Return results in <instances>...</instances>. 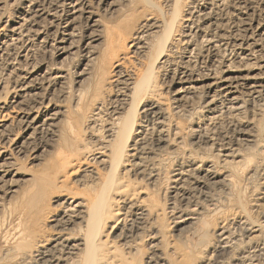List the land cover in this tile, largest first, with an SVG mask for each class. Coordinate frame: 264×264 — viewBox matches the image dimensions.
I'll list each match as a JSON object with an SVG mask.
<instances>
[{
  "label": "bare ground",
  "instance_id": "obj_1",
  "mask_svg": "<svg viewBox=\"0 0 264 264\" xmlns=\"http://www.w3.org/2000/svg\"><path fill=\"white\" fill-rule=\"evenodd\" d=\"M144 1L153 9L152 3ZM84 2L25 0L23 15L11 24L4 22L0 59L26 61V50L20 52L19 46L30 38L41 37L43 26L58 29L60 21L63 26L61 31H55L58 37L54 41L57 56L61 58L74 49H83L91 58L88 66L95 64L102 75L119 65L118 56L127 46L133 53L146 52V42L142 39H156L157 55L144 71L126 75L121 99L109 111L112 117L106 125V137L113 143L112 150L94 153L91 159L105 167L103 178L90 170V157L49 154L43 160L42 171L17 202L13 213L17 224L2 238L13 246L0 254V264H140L141 261L132 262L118 248L110 246L108 238L121 237L124 229L132 227L136 230L132 233L128 229L131 233L128 238L140 237L138 223L153 217L157 221L165 213L171 217L174 231L197 225L209 214L214 219L213 235L218 247L229 253L213 263L214 250L204 249L205 245L202 250L177 253L169 260L167 255L152 256L143 264H194L195 261L197 264H264V243H258L264 231V25L258 24L255 38L239 44L235 55L219 63L218 68L208 70L207 83L201 84V76L195 78L184 68L172 76L177 87L172 115L187 119V122L181 119L173 122L157 102L148 100L154 89V66L169 62L166 53L173 46L177 32L176 8L170 19L144 20L138 24L136 34L126 31L122 36L115 28L100 27L93 21ZM261 2L264 4V0ZM234 6L236 0H193L188 18L182 20V36L193 37L204 49L219 53L226 43L217 17L233 13ZM86 15L89 16L86 29L92 30L83 34V40H77L78 25ZM243 17V25L250 27L252 21L248 15ZM132 24L137 26V22ZM126 40L130 43L124 44ZM102 43L100 53L95 52V47ZM28 70L22 68L13 74L16 91L0 111V196L15 193L19 157L36 153V137L56 128L59 111L51 108L49 101L45 104L39 88L45 85L52 90L54 87L65 90L66 74L61 67ZM99 90V86L90 94L85 90L78 101L87 97L97 100ZM199 91L203 100L200 107L194 108L193 99ZM93 107L87 110L89 124L92 127L104 124V103ZM186 133L191 150L183 143ZM182 148L186 151H181ZM170 160L173 165L163 179L172 198L168 212L160 209L151 195L143 194L144 190H137L120 176L131 169L138 173L148 171V178L154 184ZM82 168H85L82 173L93 176L75 185L79 183L80 175H76ZM244 175L250 184L248 208L229 199L228 193L220 194L222 190L228 191L237 176ZM74 178L77 180L72 183ZM224 201L228 206L218 210V202ZM235 226L240 233L244 232L238 243H233L231 237ZM165 228L163 225L162 229ZM154 229L141 236L146 239L148 249L166 240L163 231ZM130 245L124 242L120 246Z\"/></svg>",
  "mask_w": 264,
  "mask_h": 264
},
{
  "label": "rangeland",
  "instance_id": "obj_2",
  "mask_svg": "<svg viewBox=\"0 0 264 264\" xmlns=\"http://www.w3.org/2000/svg\"><path fill=\"white\" fill-rule=\"evenodd\" d=\"M146 1L154 5L153 9L148 7L144 0H108V2H105V0H85L84 3L89 11L88 15L91 19H94L93 21H97L100 27L109 26L115 28V30H117L122 36H124L122 33H125L126 31L136 34L138 32V24L142 23L144 20L150 19L158 21L162 20L164 17L170 19L174 7L176 8L177 16L175 31L177 32H175L173 37V46L166 53V59L167 61L169 60V62L168 65H166V63L163 66L159 64L156 68V65L154 66L152 75L154 89L152 96L149 97L150 99L148 101L157 102L159 107L171 116L173 122L175 120L179 121L180 119L187 122V119L183 118L181 115H172V109L174 105H176V103H174V91L177 88L175 82L172 80V76L184 68L185 70H189L190 74L195 78L201 76V84L207 83L205 82V75L208 74V70L214 69L215 67L218 68L220 66L219 63L224 62L226 58H230L233 54L235 55V51H237V48L240 46L239 44L244 45L242 42H250V40L255 38L254 35L257 34L256 30L258 24L264 25V4H262L261 0H236L234 12L232 11L233 13L229 14V12H226L224 16L217 17L219 29L223 31L220 33H223L224 35L223 43L226 44L222 46L219 53H214L201 47L193 37L184 39L182 36V25L184 23L182 20L188 18L189 8L191 7L193 0ZM25 7V0H0L1 38L2 31L4 30L2 28H5L4 22L7 20V23L11 24L14 20L16 21L18 17L20 18L23 15ZM243 14L248 15V19L252 21L249 22L250 27L243 25L244 21L242 18L246 17H243ZM89 16L86 15V19H82L83 23L81 22V24L78 25L77 35L79 38H77V40H83L81 39L84 37L83 34H88L92 30L91 28H89L90 31H87L86 29V25L89 24V19H87ZM133 22H137L136 27L133 26ZM59 23L60 25L58 29H48L42 25L43 30L40 35L41 37L30 38L28 43L25 45L23 43L19 46L20 52L26 50L28 56L26 61L18 60L17 62L5 57L0 59V111H2L1 107L9 103L13 93L16 91L14 89L15 79L13 78V74L16 75V73H18L16 71L21 72L22 68L24 70L30 68L28 71H32L36 70L38 67L45 69L46 67L52 68L54 65H57L61 67L66 74L65 90L58 89V87H54L52 90V87H50L51 89L46 88L45 85H42V88L40 87L38 90L41 92L39 93L42 94V100L45 104L49 101L50 107L56 108V110L59 111L57 116L58 120L56 121V128L53 131L51 130V132H48L47 134L43 133L44 135L40 134L36 137L37 140L35 141V145L36 148L38 147L36 153H28L25 157H19L17 160L16 163L19 175L14 184L15 193L0 196V254L12 245V242L9 244L4 243L5 241L2 238L4 233L9 232L11 227L13 228L17 224V216L13 215L17 202L22 193L32 184L33 179L42 171L43 160L46 159L49 154H58V156L81 155V157H90V162L88 163L90 170L103 178V175L105 174L103 169L105 167L103 168V164L101 163L91 161L93 157L92 154H99L102 150L108 152L112 150L113 143H111L106 137L108 134L106 131V125L112 117L110 113L112 108L117 104V100L121 99L120 93L123 92V80L128 74L131 75L133 73L136 74L144 71L146 67L153 62V59H155L157 55V53H155L156 39L153 37L142 39L146 42V52L133 53V49L130 47L128 48L127 46L118 56L117 61L119 65H114L102 75L98 66L95 64H90V66H88L87 61L91 58L89 54H85V51L82 52L83 49H74L72 53L63 55L61 58L57 56V45L54 41L58 35L55 31H61L60 27L62 28L63 26L62 21ZM208 25L209 23L206 24V26ZM242 29H246V31H242ZM129 43L130 40H126L124 44ZM102 47L103 43L97 45L95 47V52L100 53ZM97 86L100 87L99 93H101L97 100L92 97H87L80 102L78 101L82 92L88 90L90 94ZM202 100L203 97L199 91V94L193 99V107H200ZM101 102H103L105 106L103 120H106V122L101 125L98 124L96 127H92V124H89L88 121L90 112L87 110L89 109L90 111L93 104L95 105L94 107H100ZM183 143L188 147L187 149L191 150L193 148L189 145L190 137L188 133L183 137ZM181 151H186V149L182 148ZM97 154L96 157H98ZM171 162L172 161L170 160L166 165L165 171L163 169L161 170V176L156 182H154V184L152 179H150V177L148 178V171L138 173L135 169H131L125 173H121L120 176L124 182L131 183L137 190H144L143 194L151 195V199L159 205V208L168 212L167 208L170 206L169 203L172 202V198L166 190L163 179L167 176L171 165H173ZM83 169L85 168L78 171L76 176L80 175L81 178H78L79 183H74L75 185L83 184L93 176L86 172L82 173ZM74 180L77 179H71V182L73 183ZM145 188L147 189L145 190ZM249 191L250 184L246 180V175H244L237 176L228 191L222 190L220 191V194L226 192L228 193L227 196L229 199L236 203L241 202L246 208H248ZM227 206V201L218 202L217 204L218 210L224 209ZM165 215L166 216L159 217L157 221H155L153 217L152 220H145L144 223L137 222V227L141 232L140 237L132 236L131 238H128L131 233L127 230L130 229L133 233L136 230L133 229V227L132 229H124L121 237L113 239L109 236L108 240L111 241L110 246L118 248L119 253L131 258L132 262L141 261L140 264H143L144 261L152 256L163 258V255H167L168 260L173 259L177 253L184 254L189 251L202 250L205 245H207V247L204 249H209L210 251L214 250L213 263L220 262L222 258L229 253L228 250L226 251L225 249L218 247V241L215 238V235H213L214 219L210 217L209 214H207V216L204 217V221H201L199 224L182 228L180 231H174L170 220L171 217L166 213ZM163 225L166 226L164 230L162 229ZM154 228L163 231L166 235V240L165 242H161L155 248L148 249V247H145L147 243L146 239H143L141 236L152 233L155 230ZM233 229L231 235L233 243H238L242 239L239 237H241L244 232L240 233V230H237L236 226L235 228L233 227ZM124 242H128V244L131 243V245L127 248L125 246H120L121 244H124ZM165 243H168V245L165 246ZM258 243H264V231L259 236ZM157 261L160 260L157 259ZM194 264H197V261H195Z\"/></svg>",
  "mask_w": 264,
  "mask_h": 264
}]
</instances>
